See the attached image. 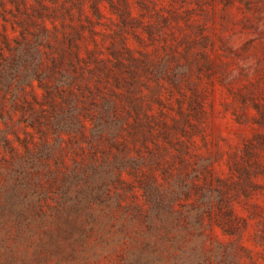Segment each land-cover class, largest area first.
Returning a JSON list of instances; mask_svg holds the SVG:
<instances>
[{"label": "rangeland", "instance_id": "obj_1", "mask_svg": "<svg viewBox=\"0 0 264 264\" xmlns=\"http://www.w3.org/2000/svg\"><path fill=\"white\" fill-rule=\"evenodd\" d=\"M0 264H264V0H0Z\"/></svg>", "mask_w": 264, "mask_h": 264}]
</instances>
